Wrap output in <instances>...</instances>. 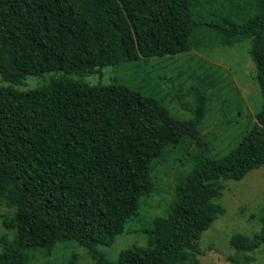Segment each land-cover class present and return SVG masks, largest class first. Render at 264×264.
Returning a JSON list of instances; mask_svg holds the SVG:
<instances>
[{
	"label": "trees",
	"instance_id": "16d2710c",
	"mask_svg": "<svg viewBox=\"0 0 264 264\" xmlns=\"http://www.w3.org/2000/svg\"><path fill=\"white\" fill-rule=\"evenodd\" d=\"M224 2L223 22L209 20ZM260 5L262 17L248 18L233 12V0H0V206L11 211L2 222L0 264H29L68 241L85 248L94 264H201L199 241L226 213L217 202L225 184L264 167V105L238 146L211 158L202 125L220 81L207 69L191 74L192 117L184 121L154 95L82 79L112 65L203 50L212 33L213 46L253 40L264 99V0ZM48 73L61 75L19 89L28 77ZM191 144L193 166L176 170L175 199L168 215L145 230L147 246L109 260L99 247H112L142 203L160 194L158 166L169 163L168 150ZM252 219L258 232L230 239L245 264L264 246V207Z\"/></svg>",
	"mask_w": 264,
	"mask_h": 264
},
{
	"label": "rangeland",
	"instance_id": "374dc122",
	"mask_svg": "<svg viewBox=\"0 0 264 264\" xmlns=\"http://www.w3.org/2000/svg\"><path fill=\"white\" fill-rule=\"evenodd\" d=\"M233 2L235 5L233 12L239 17L263 15L260 0H248L247 3L242 0ZM246 5H249L247 9L244 8ZM227 6L228 3L224 2L214 7L213 10L217 11L215 13L212 11L208 19L223 22L227 15L225 9ZM241 8L245 10L239 11ZM217 40L215 35L207 33V41L210 44L203 50H193L174 57L153 58L149 62L141 60L112 65L104 68L101 73L87 76L82 80L91 85L123 84L154 95L164 101V105L173 116L184 121L192 117L186 110V106L192 102L191 96L187 95V88L197 83L192 73L197 71V75L202 76L207 69L214 75V79L220 82L218 90L211 89L212 102L203 121L202 136L211 149L210 157L220 158L234 150L252 131L263 108L264 99L256 82L257 70L251 56L253 40L243 41L233 47L213 46L212 42ZM182 72L186 74L178 77ZM59 75L61 73L28 77L25 86L19 89L25 91L42 86ZM164 77L173 78V82L167 84L163 80ZM181 85L184 87L182 91L179 89ZM177 91L180 92L179 95H185L181 100L180 96L176 95ZM196 148L195 144H191L190 148L181 145L174 150H168L166 156L173 152L168 158L169 163L158 166L160 194L142 203L139 218L128 223L126 231L117 238L112 247H99L109 260L116 261L123 250L147 246L149 236L145 230L150 227L155 217L168 215L170 204L175 199L174 174L176 170H179L180 174L191 170L193 164L189 160V149L194 153ZM225 185L224 195L217 202L226 208V213L203 233L199 241L202 254L198 257L201 264H233L230 260L232 257L238 260V264H245V255L237 253L231 247L230 239L238 232L253 236L260 230V223L253 220L252 216L259 214L264 207V167L253 171L240 182L229 181ZM10 213L9 209L0 206V239L7 235L2 222L4 216ZM9 236L11 237V234ZM249 255L255 259L250 264H264V246L255 254ZM35 257L36 259H33L32 256L29 264H94L86 249L73 241L59 243L51 254L44 255L39 252Z\"/></svg>",
	"mask_w": 264,
	"mask_h": 264
}]
</instances>
